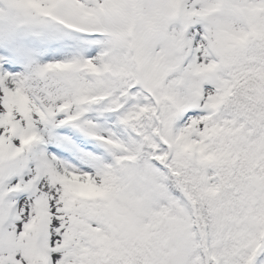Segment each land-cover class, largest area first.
<instances>
[{
    "label": "snow or ice",
    "instance_id": "snow-or-ice-1",
    "mask_svg": "<svg viewBox=\"0 0 264 264\" xmlns=\"http://www.w3.org/2000/svg\"><path fill=\"white\" fill-rule=\"evenodd\" d=\"M0 264H264V0H0Z\"/></svg>",
    "mask_w": 264,
    "mask_h": 264
}]
</instances>
